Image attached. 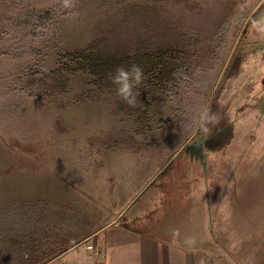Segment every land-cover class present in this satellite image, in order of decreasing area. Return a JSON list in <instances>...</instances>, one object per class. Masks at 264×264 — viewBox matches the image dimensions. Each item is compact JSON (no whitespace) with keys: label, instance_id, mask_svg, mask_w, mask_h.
<instances>
[{"label":"rangeland","instance_id":"1","mask_svg":"<svg viewBox=\"0 0 264 264\" xmlns=\"http://www.w3.org/2000/svg\"><path fill=\"white\" fill-rule=\"evenodd\" d=\"M50 9L46 28L23 22L29 10ZM257 22H264V0H76L72 10L61 0H0V264H46L71 248L58 242L76 241L91 221H110L94 204L113 172L136 192L164 171L152 189L171 212L146 219L149 231L182 229L178 245L194 235L208 239L209 253L219 234L222 254L232 241L243 254L264 256V34ZM90 44L104 54L165 52L168 66L186 58L194 74L179 91L165 83L154 93L144 74L140 87L152 106L147 117L142 104L131 117L143 130L139 140L125 130L95 133L79 107L100 102L116 110L115 90L99 92L84 71L68 74L63 93L37 82L64 63L74 68L62 56ZM31 83L36 95L21 89ZM204 107L221 117L208 136L191 124ZM69 188L88 198L82 211L63 197ZM182 201L187 219L175 210ZM54 222L67 225L61 238Z\"/></svg>","mask_w":264,"mask_h":264},{"label":"crops","instance_id":"2","mask_svg":"<svg viewBox=\"0 0 264 264\" xmlns=\"http://www.w3.org/2000/svg\"><path fill=\"white\" fill-rule=\"evenodd\" d=\"M149 101L151 102V100ZM119 102H122V100ZM84 103L85 104L80 105L78 113L93 121L92 123L95 124L96 127L92 132L125 130L131 134L134 140H139L137 131L140 129V126L134 121V118H131L134 114L130 115L126 112H118V107L116 110H107L105 105L100 102ZM138 106L141 107L140 104L136 107ZM127 117L131 119H127ZM145 137H147V135ZM104 161L106 165L109 164L108 160ZM104 176L107 179L113 176V180L111 182L109 180L108 188H106L107 190L102 194L103 197L100 195L95 196L98 201L94 206L97 208V214H111L112 218L108 216L110 221L97 227H94L91 221V224L84 227L82 232H80L81 230L77 231L76 235H74L76 241L62 240L58 242L59 245H67L71 248H68L58 258L46 264H197L198 259L201 257L207 259V264H264V256H253L247 253L243 254L239 252L237 248H233L236 246L232 241L229 242V253L226 255L222 254L219 247L222 240L217 231V228H221L220 226L222 223L220 221L213 227L216 228L212 235L215 237L218 234V240L215 238L212 239L214 242L212 253L205 251L206 243L208 242V239L205 238L201 239L202 241L200 242L197 240L193 248H189L185 244L178 245L177 240H181L182 234L184 233L182 229L178 237H174L173 232H166L163 229L158 231V233L149 231L147 223H144L146 219H149V217L155 213L165 214L171 212V207L166 205L164 198L161 200L152 189L158 182L160 178L159 175L156 182L149 188L147 187L153 181L136 192L132 187L124 188L119 185L120 176L117 172L110 174L106 173ZM56 191L57 190H54V196H56ZM74 191L76 190L69 188L63 197L82 211L89 202L88 198L84 193L81 194V192L79 193V191H77L74 194ZM61 198L62 194L60 193L59 199ZM262 198H264V195ZM180 204L181 205L175 207V210L177 209V212L184 214L185 219H187L189 204L183 201ZM244 204L246 211H248L249 206L246 205L250 204L247 199ZM83 212L90 213L86 209ZM250 218L251 217L246 218V230L253 228L252 223H250ZM56 222H54V225H56L57 237L61 238V235L67 230L65 229L67 225L63 226ZM208 228L210 229L211 227ZM261 228H264V226ZM69 230H71V228ZM205 234H207V228ZM88 245H92L93 248H88ZM249 245L248 239L245 238L244 246ZM218 247L219 249L216 250L215 248ZM72 252H75V255L72 256L73 260L69 263L68 259L65 258Z\"/></svg>","mask_w":264,"mask_h":264},{"label":"trees","instance_id":"3","mask_svg":"<svg viewBox=\"0 0 264 264\" xmlns=\"http://www.w3.org/2000/svg\"><path fill=\"white\" fill-rule=\"evenodd\" d=\"M54 16V9L45 10L40 13L34 10H29L25 16H23V22L28 23L29 25H32V23L35 22L38 27L42 26L46 28L48 23L54 19ZM62 57L68 58L70 62L75 63L76 66L73 68L70 64L64 63L58 69L51 71L49 74L43 73L40 81H37L42 90H51V93L66 92L70 85L68 74H73L77 71H84L92 75L94 77L93 84L97 86L99 92H103L107 89L115 90V86L109 79V73L113 72L118 66L128 67L131 64H137L143 69L147 79L146 83L150 88L149 91L153 93L164 87L165 83H169L173 90L175 89L179 91L188 84V81H190L194 74V68L186 58H182L179 62L172 66H168L165 61V52H139L133 55L129 53L124 55L104 54L103 52L98 51L94 44H90V46L85 49H80L73 53L67 52ZM30 70L32 73L38 72L32 67ZM153 81L156 82V84L153 83ZM21 89L28 95H36L37 93L35 83H31L29 86L22 85ZM137 91L140 93L138 104H142L145 107V111L142 114L147 117L148 110L152 106V103L147 99L148 91L146 87H140ZM91 98L92 95L89 93L88 99ZM81 101H86V99L82 97ZM140 110L141 107L139 106L131 107L123 101L118 102V112H126L132 115ZM137 132H143V130L140 128ZM159 176L156 177L147 188L154 184Z\"/></svg>","mask_w":264,"mask_h":264},{"label":"clouds","instance_id":"4","mask_svg":"<svg viewBox=\"0 0 264 264\" xmlns=\"http://www.w3.org/2000/svg\"><path fill=\"white\" fill-rule=\"evenodd\" d=\"M61 4L64 9L72 10L76 7V0H61ZM255 26L261 34H264V22H257ZM109 79L115 86L118 98L127 105L136 107L140 95L137 89L144 80L143 69L137 64H131L128 67L118 66L113 72L109 73ZM220 120L219 114L214 113L210 107H204L192 118L191 124L203 136H208L211 134V129L218 125ZM179 235V230L173 232L174 237ZM183 243L187 247L193 248L197 243V238L194 235L185 236ZM197 264H207V259L201 257L198 259Z\"/></svg>","mask_w":264,"mask_h":264},{"label":"built area","instance_id":"5","mask_svg":"<svg viewBox=\"0 0 264 264\" xmlns=\"http://www.w3.org/2000/svg\"><path fill=\"white\" fill-rule=\"evenodd\" d=\"M88 247H89V248H91V249L93 248V246H92V245H89ZM76 264H79V263H76Z\"/></svg>","mask_w":264,"mask_h":264}]
</instances>
